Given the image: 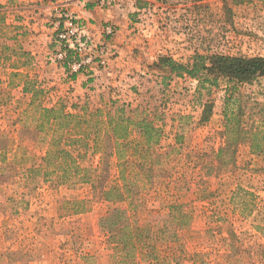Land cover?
<instances>
[{
  "label": "rangeland",
  "instance_id": "374dc122",
  "mask_svg": "<svg viewBox=\"0 0 264 264\" xmlns=\"http://www.w3.org/2000/svg\"><path fill=\"white\" fill-rule=\"evenodd\" d=\"M146 1L135 49L142 67L131 73L128 89L132 108L155 118L160 143L144 157L135 132L129 158L121 160L115 140L107 141L108 128L101 125L97 145H77L75 156H83L78 163L88 169L87 181L81 182L56 175L46 179L31 170L44 164L52 136L36 129L33 90H43L37 102L63 104L70 113L111 100L126 102L101 77L86 89L83 102L71 95L76 88L51 60L57 46L52 48L43 28L54 18L55 0H0V264H111L118 231L102 220L112 209L126 210L132 225L157 228L173 205L180 208L169 220L171 233L156 232V259L138 256L137 262L264 264V153L253 154L249 143H240L233 161L215 156L225 146V111L237 107L226 101L229 91L241 98V129L264 130V79L220 80L217 87L207 83L198 91L196 80L156 66L161 56L183 64H192L197 54L264 57L263 2ZM206 104L212 113L204 122ZM259 146L264 149V142ZM127 183L131 206L104 201L105 190ZM81 201L87 204H71Z\"/></svg>",
  "mask_w": 264,
  "mask_h": 264
},
{
  "label": "trees",
  "instance_id": "16d2710c",
  "mask_svg": "<svg viewBox=\"0 0 264 264\" xmlns=\"http://www.w3.org/2000/svg\"><path fill=\"white\" fill-rule=\"evenodd\" d=\"M244 1L233 0L237 4ZM262 2L264 6V0ZM156 66L172 75H177V77L187 76L196 80L199 83L198 91L206 89L207 83L210 84V87H217L220 80H226L229 84H250L258 79H264V57L248 58L222 54L209 56L197 54L192 64H183L171 57L161 56ZM25 91L29 92V88L26 87ZM42 94L43 90L39 88L33 90L31 108H34L38 113L36 127L38 132L46 130L52 136L49 149L43 158L44 164L31 168V170L42 173L46 179L56 175L65 181L78 178L81 182H86L88 169L78 163V158L83 156L80 153L75 156L77 145L81 144L85 148L90 146L91 142L97 145L102 135V126L108 128L107 141L115 140L117 155L121 160L126 158L132 143L131 136L135 132L139 135L138 140H136L139 148L137 151L144 157H147L149 152L153 151L160 143L162 130L156 126L155 118H151L147 111H141L140 107L132 108L129 103L111 100L109 104L95 107L92 110L85 107L80 108V112L70 113L66 111L67 109L63 104L49 107L37 102L39 101L38 97ZM236 95L233 91H229L227 94L226 101L231 105L237 103V107L225 111L226 126L223 132L225 146L221 147L215 155L219 160L228 156L229 161H233L237 151L235 147L240 143H249L253 154L264 153V149L259 146L260 142H264L262 138L259 140V135L264 133V130L254 132L253 130L241 129L243 110L239 105L241 98ZM73 108L78 109L75 105ZM211 113V105L206 104L202 121H208ZM127 158H129L128 155ZM145 161L146 158L140 164V170L143 172L148 168ZM221 162L224 161L221 160ZM205 168L210 175V166H205ZM124 173L123 169L122 174L124 175ZM130 193L131 186L127 183L122 187L114 186L105 190L103 199L111 204L129 203L131 206ZM71 204L76 206L87 204V202L81 201ZM179 208L180 205L171 206L170 212L162 222L163 224L161 226L158 224L157 228L150 223L132 225L133 223L128 221L126 210L122 208L112 209L102 220L109 229L114 228L118 231L117 241L113 244L112 253L108 256L109 262L111 264H141L137 262L138 256H140V261L155 260L157 254L153 244L156 240V232L171 233L169 220L175 217V210Z\"/></svg>",
  "mask_w": 264,
  "mask_h": 264
},
{
  "label": "crops",
  "instance_id": "0c3cea01",
  "mask_svg": "<svg viewBox=\"0 0 264 264\" xmlns=\"http://www.w3.org/2000/svg\"><path fill=\"white\" fill-rule=\"evenodd\" d=\"M145 2L147 1L145 0ZM145 2L142 0H124L111 8L102 9L95 0H55V3L62 9L78 12L84 20L85 33L97 43L106 39L107 44L113 48L115 54L110 61L107 72L85 71L73 76L68 81V86L76 88V91H72L74 93L71 94L76 100L80 99L83 102L86 97L84 94L86 89L92 82L96 81V77H101L102 83L117 88L115 92L120 94L119 100L122 101L123 98V101L131 104V89H128L129 83L131 84V73L140 71L142 67L141 62H138L141 57L136 56L135 49L138 47L137 21L141 13H144L149 6ZM107 24H112L115 27V34L108 38L103 33V28ZM43 28L50 35L54 49L57 46L55 45L57 28L54 26V20H50V22L47 20ZM125 94H127L126 98ZM90 104L92 103L89 102ZM102 105L105 104L101 103L95 107Z\"/></svg>",
  "mask_w": 264,
  "mask_h": 264
},
{
  "label": "built area",
  "instance_id": "2783aa9c",
  "mask_svg": "<svg viewBox=\"0 0 264 264\" xmlns=\"http://www.w3.org/2000/svg\"><path fill=\"white\" fill-rule=\"evenodd\" d=\"M124 0H95L102 8H111ZM54 26L57 28V50L51 57L56 67L64 71L69 80L85 71L107 72L114 50L106 39L97 43L85 33V23L78 12L62 9L59 5L52 7ZM106 38L115 34V27L107 24L103 28ZM104 37V38H105Z\"/></svg>",
  "mask_w": 264,
  "mask_h": 264
}]
</instances>
